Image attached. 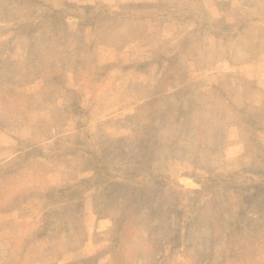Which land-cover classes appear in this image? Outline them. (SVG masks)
I'll use <instances>...</instances> for the list:
<instances>
[{
    "label": "rangeland",
    "instance_id": "obj_1",
    "mask_svg": "<svg viewBox=\"0 0 264 264\" xmlns=\"http://www.w3.org/2000/svg\"><path fill=\"white\" fill-rule=\"evenodd\" d=\"M143 263L264 264V0H0V264Z\"/></svg>",
    "mask_w": 264,
    "mask_h": 264
},
{
    "label": "trees",
    "instance_id": "obj_2",
    "mask_svg": "<svg viewBox=\"0 0 264 264\" xmlns=\"http://www.w3.org/2000/svg\"><path fill=\"white\" fill-rule=\"evenodd\" d=\"M78 185H80V184H78ZM74 190H73V192H70L69 195H71L72 193H79V195H80V193L82 192V190L80 189V186L79 187H75ZM157 251L158 250H156L155 252H153V254H156ZM150 264H153V263H150Z\"/></svg>",
    "mask_w": 264,
    "mask_h": 264
}]
</instances>
